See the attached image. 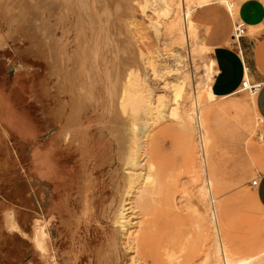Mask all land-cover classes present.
<instances>
[{"label":"rangeland","instance_id":"1","mask_svg":"<svg viewBox=\"0 0 264 264\" xmlns=\"http://www.w3.org/2000/svg\"><path fill=\"white\" fill-rule=\"evenodd\" d=\"M1 1L0 3H4L3 0ZM26 1L9 0L12 4L6 1L4 4L7 6L0 4V33L3 35H0V264H77V255H82V253L84 255L79 264H111L104 260V256L114 257L116 264H225L221 245L225 249L229 262L243 259L249 261L250 264H264V211L256 204L253 197L254 188L251 185V181L258 172L264 170L263 166L256 165L252 159V148L264 151L263 139L258 134H254L244 144L237 146L236 150L234 146L228 148L230 155H235V158L230 159L241 163L240 167H237L239 173L247 171L250 163L253 169L248 180L236 182L231 186L213 187V201L206 196L207 194H204L203 186H206V181L199 167L202 156L201 133H204L203 142L206 152L225 146L216 142L212 135L209 111L213 101L203 90L204 87H210L212 81L206 79L207 74L213 76L214 73V64L211 60L213 45L209 42V34L224 27L226 23L230 31L234 33L235 19L230 14L228 3L234 2L237 7L243 0L218 2L216 6L224 8L227 13L226 18L223 19L218 12L213 10L205 16L206 20L198 17L197 11L211 4L197 7L193 13L195 32L209 47L202 58L198 57L193 50L194 35L191 33L189 43L192 44L193 54L184 55L190 82L195 83L196 87L197 84H204L199 92L200 115H198L203 129L202 131L198 129L197 115L193 114L189 104L187 109L192 113L191 131L182 127L177 115L164 112L162 117L155 116V114L154 118L151 116L153 120L147 124L144 138L148 155L146 156V169L142 172L146 174V179L141 181V187L133 193L132 198L128 199L130 201L127 200L130 207L128 216L131 218L133 215L127 233L133 232L137 246L138 244L139 246L134 249L131 244H125L127 243L126 233L122 240L125 246L119 251L110 245V239L116 233V227L110 221L109 211L107 212L110 209L108 208L110 200L117 197L113 186L120 165L117 160L112 159L111 135L108 131V133H103L101 130L103 124L100 120L104 115V108L101 107H104L106 100L102 98L98 105L92 103L81 109L80 114L83 118L80 123L74 124L77 141L75 137L72 142L64 140L62 138L63 126L67 115L72 111L70 107L74 105V101H71L69 94L60 95L56 92L55 87L59 76L55 75L51 70V64L37 51L38 45L43 43L42 34L45 37L44 47H50L53 51L56 46L52 47V50L51 44L54 45L56 40H61L60 43H63L60 49L61 54L63 56L64 54L66 56V53L72 55L71 53L75 52V46H77L74 41V32L71 30L67 36H64L65 34H61L63 31L61 27L65 23L70 26L71 21H76V17L69 14L67 20L65 18L58 23L56 11L52 17L48 16L50 12H53V7L56 10L52 3L53 0H39L40 2L37 0L42 5L35 1L37 6H41L40 8H37L35 3L30 4L34 2L33 0V2L27 1L26 7L28 8H26L24 6ZM181 1L178 0V3L183 6ZM197 1L184 0L187 7H195ZM214 1L212 0L211 3ZM105 2L112 11L117 7H113L115 4L118 5L117 9L123 8L119 12L115 8V11L108 12L106 17V13L104 15L101 13ZM15 5L20 7L15 8ZM21 5L27 11L32 5L35 6L30 10L33 22L31 24L29 22L27 27L30 15L29 12L26 13L27 11L20 9ZM46 5L43 11L42 6ZM98 5L102 9L100 14L104 22L106 20L108 28L111 27L107 29V36L104 37L105 44L101 50L102 53L100 51L99 54V57L101 54L105 55L99 59L101 68L106 70L109 67L107 64L110 65L112 62L108 68L111 71H104H109L112 78L118 71L120 79L123 80L130 69H134L137 73L142 72L139 74L140 77H151L146 78L149 85L157 95L163 94L166 103L171 105L172 93L170 89H163L162 81L165 77L173 81L177 75L168 74L162 67L167 64L173 65L174 60L169 55L170 52L184 44L176 42L178 41L177 36L168 34L166 24L172 12L163 11L168 8L167 2L164 0H99ZM14 9H19L16 11L22 13V17ZM15 15H20L19 19L16 20ZM47 16L51 26L42 23L46 21L49 24ZM111 16L112 18L109 19ZM12 17L16 21L13 22V19L10 21ZM40 17H45V20L41 18V21ZM209 18L211 21L208 20ZM17 21L23 25L21 23L16 25ZM35 22H38L40 25L37 26L43 30L37 29ZM53 23L59 24L56 26L57 31L54 30ZM156 25L159 31L156 30ZM45 26L56 31L55 35L51 32L52 30L47 31ZM26 30L28 31L25 32ZM41 30L43 33H40ZM24 34L29 36L31 34V36L25 37ZM44 34L51 35L46 37ZM118 34L122 35V38L120 35L118 37ZM49 37L53 42L47 46L48 42H51ZM34 38H36L34 41L37 45L33 42ZM46 41L48 44H45ZM126 42L129 44L127 45ZM30 43L35 45L34 48ZM60 43L58 41L59 45ZM30 47L31 49L28 50ZM122 49L126 55L123 54ZM182 50L185 49L182 47L180 51ZM186 52L188 53V49ZM121 54L126 57L124 58ZM102 60L103 63L108 61L107 64L105 63L106 66ZM67 62L70 67L74 63L69 59ZM114 66L117 69H114ZM155 68L159 70L157 75L153 72ZM145 70L147 71L146 76ZM123 80L118 83L119 88ZM193 83L188 88L190 96L193 92ZM100 90L103 94V85L100 86ZM66 101L71 102L66 103L67 113L62 122L58 123L54 111ZM96 105L97 111H95ZM125 116L121 117V120L125 122L124 126H129L128 130L123 128L128 133L126 131L123 133L133 135L135 128L132 122L133 117L129 112ZM263 127V123L258 122V131L263 133ZM131 138L130 136L129 139L128 135V148L134 145ZM88 175H93L97 187L94 195L97 210L95 211L92 206V212L88 209L85 210L86 212L82 210L83 206H81L79 196L81 181ZM200 188L202 189L201 194L198 192ZM148 189L149 191L152 189V193L148 192ZM140 192H145V196ZM137 194L142 197L137 198ZM135 200H140V202ZM138 205H141V208L138 207L136 210ZM212 208L215 209L216 222L213 221ZM41 216L46 219L41 218L45 228L46 221L50 226L49 252L44 254L37 249L34 241V220ZM87 220L92 222L89 223ZM116 235L121 239L119 233ZM80 251L83 252L80 254ZM170 256L173 257L169 258ZM252 257L254 259H251ZM213 259H218L219 262L217 260L214 262Z\"/></svg>","mask_w":264,"mask_h":264},{"label":"bare ground","instance_id":"2","mask_svg":"<svg viewBox=\"0 0 264 264\" xmlns=\"http://www.w3.org/2000/svg\"><path fill=\"white\" fill-rule=\"evenodd\" d=\"M5 1H6V3L12 4V2H9V0H8V2H7V0H5ZM5 1L3 0L4 3H5ZM27 1L29 2V0H27ZM27 1H26V4L24 5L25 7H26V5H28ZM30 1H32V0H30ZM33 1H32L33 3H30V4L34 5L35 1L37 2V0H33ZM165 1L168 4V8L163 9V11L165 10V12L166 11L172 12L171 13L172 15L169 17V20L166 24V27L168 29V34L171 36H175V37L177 36L178 41H176V42H178V43L180 42V43L184 44L183 46L176 47L174 50H172V52H170L169 55L174 60L173 65L167 64V65H164L162 67L163 69H165V72H167L168 74H174L175 73L177 75L173 81L171 79H170L171 81H169V79H166V77L164 79L162 78L163 79V81H162L163 82V85H162L163 89H170V91L172 93V104L171 105H169V103L168 104L166 103L163 94L159 93V95H157V93L149 85L147 79H150L151 77L150 78L146 77L147 79L145 77H140L139 74H142V72L137 73L134 69H130L127 74L125 73L126 76H124L125 79L123 80V79H120V74L117 71L114 73L115 76L112 78L110 75V72H109L111 70L108 69L110 67V65L112 64V62L110 61L111 62L110 65L107 64V62H108L107 60H106L107 62L104 61V63H103V60H105L107 57L102 60V63L105 66H106V64H107V66H109L106 69L109 71L105 72L106 70L104 69L105 70L104 71L101 68V64H100L101 62H99V59L101 57L103 58V56H105V55L103 54V56H102V54H101V57H99V54L103 48V45L105 44L104 37L107 36V34H106L107 29H111V27L108 28V26L106 24V20L104 22L103 16H101V14H100L102 9L98 5L99 0H53L52 3L55 5L56 10H54L53 6H52L53 7L52 13L49 11L50 8H49V10L47 9L48 12H50L49 14H51V15L48 14V16H50V17H52V14H54L55 13L54 11H56L55 14H56L58 23L62 22V20H64L65 18L67 20V18L69 17V14L74 15L76 17L75 22H73V21H71V23L69 22L70 26L66 25V23H65V24H63V27H61L63 30L61 32V34L62 33H63V35L65 34L64 36H67L71 30L74 32V41L76 42L77 46H75L76 47V49L74 50L75 52L71 53L72 55H70V54L68 55L66 53V56H65V54L63 56L61 54L60 49L63 46L62 45L63 43H60L61 40H58L60 45L58 44L57 40H56V44L53 45V44H51L53 41L49 37V39H51V42L49 41L48 42L49 44H48L47 43L48 40H47L45 42V44L47 43L48 44L47 46H50V44H51L52 45L51 48L52 47L54 48L55 46L56 47L54 48V50L52 48L53 51L50 50V47H46V46L44 47L43 44L45 41V39H44L45 37L42 34H41V36L43 38L41 36L40 37H41V39H43V41H42L43 43L42 44L38 43L40 45H38L39 47L37 46L38 47L37 51L40 53L41 56H43L51 64V67H52L51 70L55 73V75L57 74L59 76V79L57 78L58 81L56 80L57 81L56 87H55L56 92L59 93L60 95L63 93H67L70 95L71 101H74V105L71 106L72 108L70 107V109H72V111H70V114L67 115L66 120H65V124L63 126V132H62L63 137L62 138L64 140H68V141L72 142L74 137L76 138V136H75L76 133L74 132L75 131L74 130V124H77L78 122L80 123L82 118H83L82 115L80 114L81 109H84L85 106H88L92 103L98 105L100 99H102V98H104L106 100V102L102 100L103 102H105V105H104V107H101L102 109L104 108L103 119L101 118L102 120H100V121H102L100 123L103 124L101 127V130L103 131V133L109 132V134L111 135L112 150H113L112 159L117 160L118 164L120 165V170L118 171V175L116 177V182L113 186L114 190H115V196L117 195V197L115 199L113 198V200H110V202L108 204L109 205L108 208H110V209L107 210V212L109 211L108 213H109L110 221H112L116 227V233H114V235H112V237L110 239L111 240L110 245H112L114 247V249L116 247V249L118 251H119V249L124 248V246H125L123 241H122V240H124L123 235H125L127 233V230L130 228L131 221H132L131 218L133 217V215L131 218H129V216H128V213L130 211V207L128 205L129 204L128 201H130V200H128V199L130 197L132 198L133 193L141 187V185H142V184L140 185L141 181L146 179V174L144 172H142L146 169V156L148 155L147 148H146V142H145L144 138L146 137L147 124L150 123L151 120H153V118H154L153 115L155 114V116L162 117L165 114L164 112H168L169 115H175V116L177 115L180 118V123H181L182 127L184 126L185 128H188L191 131L190 118L192 119V117H191L192 113H190L187 109V105L189 104V105H191V109H192L191 111L193 112V114L195 113L197 115V117H196L197 120L195 119L197 122V127L203 129V124L200 121L198 115H200V95H199V92H201L200 89L202 87H204V84L203 85L197 84L198 86L196 87V84L192 82L193 83V92H192V95L190 96V91L188 88L192 85V83L190 82V77H189V73H188V69H187L188 67H187L186 59H185L184 55L186 56V54L187 55L193 54L192 48H191L192 44L190 45V43H189L191 33L194 35L193 36L194 53H196L198 55V57H201V58L204 54H206L205 50H207L209 47L206 44V42L203 40V38L199 37L198 34L195 32V22L193 21V13L197 9V7H202L204 5L210 4L212 0H198L197 5L195 6L196 8L193 6L187 7L185 5L184 0L181 1L183 6H181V3H178V0H164V2ZM0 2H2V1L0 0ZM18 2H20V1H18ZM24 2H25V0H24ZM115 2H117V1H115ZM214 2L226 3L227 0H215ZM4 3H0V4L1 5L3 4V6H4V5H6ZM37 3H35V5ZM46 3H48V2H46ZM46 3H43V4H46ZM19 4H21V2ZM38 4L42 5V3H38ZM50 4H48V6H50ZM230 4H231V2L228 3L230 14L232 16H234L233 19H235V17L238 15V6L235 8H232V7H230ZM13 5H9V6H13ZM33 5H32V7H33ZM39 5L38 6L36 5L37 8L39 7ZM17 6L18 5H15V8ZM21 6L22 7L20 9L25 10V12H26L27 11L26 8H28V7L25 8V7H23V5H21ZM29 6L31 7V5H29ZM115 6L118 7L117 4H115L113 7H115ZM148 6H149V4H148ZM19 7L20 6H18L17 8H19ZM42 7L44 8L42 10L45 11V8L47 7V5L42 6ZM117 7H115L117 12L121 11V9L123 8L122 7L121 9H119V8L117 9ZM31 8H30V10H31ZM115 8H114V11H115ZM143 8H145V7H143ZM12 10H13V8H12ZM16 10H19V9H16ZM30 10L26 12V13L29 12V15H30ZM9 11H10V9L8 10V12ZM110 11H112L111 8H108L106 5V2H105V6H103V10L101 12V13H103L102 15H104V13H106V17H107L108 12H110ZM114 11H112V12H114ZM16 12L18 14L19 11H16ZM25 12H23V13H25ZM168 12H166V13H168ZM40 13H42L41 10H40ZM14 14H16V13H14ZM21 14L22 13H20V15ZM20 15H18V16H20ZM31 15L29 18L30 21L27 22L26 27L28 26L29 22H30V24L33 22V21H31ZM34 15H36V14H34ZM110 15H111V13H110ZM110 15H108V16H110ZM18 16H16L17 17L16 20L19 19ZM48 16L46 19H47V22H49V24L46 23V21L45 22L43 21L42 23H45V25L47 24V25L51 26L52 24L50 23ZM21 17H22V15H21ZM41 18L42 19L44 18V20H45V17H40V20L42 21ZM110 18H112V16L109 17V19ZM8 19H9V17H8ZM11 19H13V17L10 18V21H11ZM26 19L28 20V18H26ZM2 20H3V18H2ZM14 20H15V18L13 19V22H14ZM27 20H25V22ZM19 21H21V20H19ZM38 22L34 23L35 26H37L39 24ZM18 23H21V22L17 21L16 25H18ZM114 24H115V22H114ZM58 25L59 24L53 25V27L55 26L54 30L56 28L58 29V27H56ZM38 26H37V29L38 28L40 29L41 27H38ZM61 26H62V24H61ZM43 27H44V24H43ZM46 27L47 26H45V29H46ZM7 28H8V26H7ZM49 28H51V27H49ZM113 28H115V27H113ZM155 28L157 31H159V27L157 25L155 26ZM17 29L19 30V26ZM22 29H25V28H22ZM41 29L43 30V28H41ZM57 29H56V31H57ZM42 30L40 31V33H43ZM46 30L51 31L52 29H48V27H47ZM27 31L28 30H26L25 32H27ZM56 31L52 30L51 32H53V34L55 35ZM118 31H119V29H118ZM12 33H10V34H12ZM34 33H36V31ZM157 33H159V32H157ZM31 34H30V36H31ZM120 34H121V32H120ZM120 34H118L117 36L119 37ZM0 35H1V33H0ZM24 35H26V34H24ZM36 35H37V33H36ZM50 35L51 34H49L48 36H50ZM195 35L198 37H196ZM1 36H3V35H1ZM28 36L29 35L27 34L25 37H28ZM48 36H46V37H48ZM121 36L122 35H120V37ZM8 37H11V36L8 35ZM51 37H53V36H51ZM59 37L63 38V36H59ZM112 37H114V36H112ZM31 38H33V37H31ZM31 38H30V40H32ZM174 39H176V38H174ZM17 40H19V39H17ZM34 40H36V38L33 39V42H34V44L37 45V42H35ZM40 41L41 40H39L38 42H40ZM126 44H127V42H126ZM128 44H129V42H128ZM33 46H35V45H32L31 47H33ZM66 46H67V43H66ZM31 47L28 50H30ZM182 47L185 50L180 51V48H182ZM123 48H125V47H123ZM64 49L65 48H63V51H64ZM186 49H188V53L186 52ZM122 52L124 54V50ZM101 53H102V51H101ZM106 54L108 55V53H106ZM123 54H121V55L124 57V55H126V54H124V55ZM68 59L70 61L74 62V63H72L71 67L68 65V62H67ZM124 60H126V59H124ZM114 61H116V60L114 59ZM114 63L115 62H113V64ZM125 63H126V61H125ZM103 64H102V66H103ZM129 64L130 63H128V65ZM105 66H103V68ZM121 66L123 68V64ZM126 67H128V66H126ZM111 68H112V66H111ZM114 69H117V67L115 68V66H114ZM113 71H115V70H113ZM145 71L143 73H145ZM153 72L155 73V75H157L159 70H157L155 68V69H153ZM146 75H147V71L145 73V76ZM148 76H150V75H148ZM212 78H213V76L207 74L206 79L212 80ZM120 80H123V82H121V87L119 88L118 83L120 82ZM158 83H160V82H158ZM102 85H103V90H102L103 94H101V90H100V86H102ZM203 90L206 92L207 97L210 100H212V101L215 100L216 97L213 94L210 87H204ZM160 92H162V91H160ZM67 102L68 101L62 102L61 105L60 106L58 105L59 107L57 106L58 108H56L54 111V116H55V119L58 123L62 122V120L64 119V116L67 113L66 112V109H67L66 103ZM70 102L67 104H70ZM97 105H96L95 111H97V109H98ZM166 107L168 108L167 110H166ZM127 112H129L132 115V117H133L132 122H133V125L135 126L134 134L131 135L132 134L131 132H130L131 134H128L129 139L131 136L132 137L131 139L134 143V145L131 148L130 147L128 148V145H127L128 135L126 133H123L126 130H128L127 127L129 125L127 127L124 126L125 122H123V120H121V117L124 118V116ZM101 114H103V113H101ZM151 116H153V118ZM126 122H128V121H126ZM58 123H56V124H58ZM100 123H98V124H100ZM128 124H129V122H128ZM124 127L126 128V130L123 129ZM187 132H188V130H187ZM188 134H190V133H188ZM190 135H192V134H190ZM200 136H201L200 142H201V146H202V156L200 159L201 161H200L199 167H200L202 174L204 175L203 177H205L204 181H206V186L205 187L203 186V188L205 189L204 194H207L206 196L209 197L211 199V201H213L214 196H213L212 188L216 187V186L212 183V181L208 178V176L206 174L205 165H206V159H207L209 152H206V149L204 146V142H203L204 141V133H201ZM76 141H77V138H76ZM116 173H117V171H116ZM92 176L93 175H88L85 179H83L81 181V185L79 188V196H80V201L82 204L81 206H83L82 210L85 211L86 209H88L89 212H92V210H93V207H92L93 202L91 199V193L93 191V187H94L95 182H94V178ZM147 183H148V181H147ZM142 188H141V190H142ZM150 188L151 187H149V189ZM149 189L147 190L148 192H150L152 190L151 189L149 191ZM198 192L201 194L202 189L200 188V191H198ZM144 193L140 192V194H143V195H144ZM150 193H152V191ZM138 194L136 196L137 198H138V196L142 197V195H138ZM112 196L114 197V195H111V197ZM142 199H144V197ZM137 201L140 202V200H137ZM130 204H131V202H130ZM133 204H135V203H133ZM134 206H136V204ZM140 206L138 205L136 207V210H138L137 208ZM212 209H213L212 212H213V217H214L213 221L216 222L215 209L214 208H212ZM137 213H139V212H137ZM202 216H204V215H202ZM103 217H105V216L103 215ZM42 219L40 217V218H36L34 220V234H35L34 235V241H35V246L37 248L45 251L44 239L46 237V228H45V224H44ZM215 226H216V229L218 231V224L216 223ZM117 233H119V235L121 236V239L119 236L116 235ZM138 234L139 233L137 232V235ZM122 236H123V238H122ZM126 238H127V243H125V244H128V243L131 244V246H133L134 249H136V247L139 246V244L137 246V240L134 237L133 232L127 233V236L125 237V239ZM129 247H130V245H129ZM221 248H222V252H223L222 254H224L225 264L226 263L227 264H250L249 261H245L243 259L237 260V261L232 260L231 262H229V260L226 256L225 249L222 245H221ZM216 252H217V250H216ZM169 254L171 255V253H169ZM134 255H136V254H134ZM217 256H218V254H217ZM131 257H133V256L131 255ZM172 257L170 256L169 258H172ZM251 259H254V257H252ZM216 260L218 261V259H215V260L213 259L214 262H216ZM133 262H135V261H133ZM126 264H128V263H126ZM212 264H214V263H212Z\"/></svg>","mask_w":264,"mask_h":264},{"label":"crops","instance_id":"3","mask_svg":"<svg viewBox=\"0 0 264 264\" xmlns=\"http://www.w3.org/2000/svg\"><path fill=\"white\" fill-rule=\"evenodd\" d=\"M217 3L213 2L210 6L200 8L197 11L198 17L206 20L205 16L213 10L218 12L222 19L226 18L227 13L224 8L216 6ZM238 15L247 26L245 36L233 39V33L227 23L209 34V42L213 45L211 60L214 64L210 88L216 97L209 111V124L216 142L225 145L211 150L206 159V174L216 187L231 186L236 182L248 180L253 169L250 163L247 171L239 173L237 167H240L241 163L230 159L235 158V155H230L229 147L234 146L236 150L237 146L244 144L254 134H258L264 142V127L263 133L258 131V122H262L264 126V0H243L238 6ZM228 16L230 17L229 12ZM208 20L211 21V18ZM245 78L251 83L260 82V90L249 94L242 88ZM252 149L254 163L264 167V151L261 152L255 147ZM42 175L44 177V173ZM256 177L257 185L251 184L254 188L253 197L258 207L264 211V170L258 172ZM96 192L97 187L94 184L91 199L95 211ZM102 227L104 228V225ZM46 230L45 251L37 248L43 254L49 252L50 226L47 221ZM82 252L80 251V254ZM83 255L84 253L77 255V264ZM103 258L111 264H116L114 257Z\"/></svg>","mask_w":264,"mask_h":264},{"label":"built area","instance_id":"4","mask_svg":"<svg viewBox=\"0 0 264 264\" xmlns=\"http://www.w3.org/2000/svg\"><path fill=\"white\" fill-rule=\"evenodd\" d=\"M234 5H235L234 2H231L230 7L235 8ZM246 31H247V26L245 22L242 19H240L239 15H237L234 21V33L232 35V38L239 39L240 37L246 35ZM242 88L246 90L249 94H255L260 90L261 83L260 82L251 83L247 78H245L242 81ZM198 129L202 131V128L198 127ZM257 183H258V177H255L251 181V184L255 186L257 185Z\"/></svg>","mask_w":264,"mask_h":264}]
</instances>
